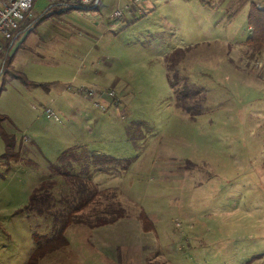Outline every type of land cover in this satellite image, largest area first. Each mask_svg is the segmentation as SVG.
<instances>
[{"label":"rangeland","instance_id":"1","mask_svg":"<svg viewBox=\"0 0 264 264\" xmlns=\"http://www.w3.org/2000/svg\"><path fill=\"white\" fill-rule=\"evenodd\" d=\"M252 1L264 0H98L71 9L35 0L34 18H45L0 55L1 66L16 51L10 68L21 73H0V264H264V52H244ZM186 81L204 99L195 118L175 104L172 83ZM82 84L105 92L96 99L106 110ZM69 150L83 163L68 167L72 174L108 191L73 216L79 183L52 168ZM96 154L132 162L84 170ZM50 179L49 210L26 209ZM112 207L123 209L115 222L92 225L113 217ZM141 211L157 217L151 233ZM67 219L65 244L32 262Z\"/></svg>","mask_w":264,"mask_h":264},{"label":"trees","instance_id":"2","mask_svg":"<svg viewBox=\"0 0 264 264\" xmlns=\"http://www.w3.org/2000/svg\"><path fill=\"white\" fill-rule=\"evenodd\" d=\"M56 5V4H52ZM59 5V4H58ZM90 5H94V8H98V2H93ZM67 6V5H65ZM84 6V5H83ZM68 9L77 7V5H68ZM42 18H45V15L42 17L34 18L32 22H30L28 25L24 27L22 32L30 31L32 28H30V25L32 23L33 26L39 24V22L42 20ZM247 23L248 27H251L253 29L252 35H249V37L245 41V47L244 52L247 54L251 59L258 58V56L264 52V9H260L257 7V2L252 1L250 3L248 17H247ZM25 38V37H24ZM23 42V40L21 41ZM20 42V44H22ZM185 49L179 48L173 53L171 63V67H175L177 63H179L178 56H176L179 53L184 52ZM16 52V51H15ZM15 53L12 56H8L7 54L4 56V60L1 63L0 66V73L9 72L13 77H18L21 75V73L13 70L10 68L12 65V58L14 57ZM180 57V56H179ZM9 67V69H8ZM170 67V68H171ZM169 69V68H168ZM170 80H172V76L168 75ZM174 78L178 80L177 75L173 74ZM174 87V99L175 104L177 107L182 109L183 111L191 114L193 118L196 117L197 114H199L203 107V95L201 93L200 88L195 87V85L189 83L188 81L184 82L182 85L172 83ZM4 117L0 115V119L2 120ZM7 136V133L4 134V137ZM9 138V137H7ZM78 151H65L63 155L60 158V163L62 165L53 164L52 168L60 175H63V177L68 181H72V183L78 184L76 187L77 194L75 195V203L73 204L72 211L69 210L68 212L72 216L78 212L83 211L87 207H89L92 203L97 201V198H99L100 195H107L108 191L101 190L96 186L94 182L87 183L85 181H82L79 179V177L72 174V172L69 170L68 167H71L74 162H81V157L78 158ZM18 156V154H17ZM72 158V159H71ZM65 162L68 164L66 165ZM87 162V161H86ZM132 159L127 158L125 161H121L117 158L111 157L106 154H96L93 155L91 158L89 157L87 165L84 164V170L88 169L89 172L94 173V170L96 172H103L106 171L109 167L108 164H114L115 166L121 165L123 169H127L129 165L131 164ZM82 163V162H81ZM92 163V165H91ZM83 164V163H82ZM92 166V167H90ZM61 167V168H60ZM62 167H65L62 169ZM91 169V170H89ZM78 178V181L75 182V178ZM79 180L81 182H79ZM78 182V183H77ZM56 184V180L50 179L43 181L39 186H37L33 193L30 196L29 204L27 205L26 209L30 210H36L40 213H43L44 211L49 210V207L52 203V197H53V187ZM77 196V197H76ZM109 213H112L113 217H107L104 219H99L97 222L92 223V225L100 226V225H108L110 223H113L117 220L118 216L116 212L122 213L123 209H118L115 207L110 208L107 210ZM101 213V212H97ZM96 213V214H97ZM141 219L143 220V223L145 225V228L147 230L150 229L151 223L144 211H141ZM78 221V220H77ZM70 223V220H64L61 227L58 228V238L57 241H51L43 250L39 249L38 252H34L31 259L32 262H34L38 256H42V254H45L46 252L53 251L60 246L65 244L64 238V231L68 224ZM94 226V227H95ZM32 264V263H31Z\"/></svg>","mask_w":264,"mask_h":264},{"label":"built area","instance_id":"3","mask_svg":"<svg viewBox=\"0 0 264 264\" xmlns=\"http://www.w3.org/2000/svg\"><path fill=\"white\" fill-rule=\"evenodd\" d=\"M51 4H59V5H75L80 2L83 5H90L93 2H97L98 0H49ZM35 0H0V55L3 53H7V47L10 46L9 50L16 49V45L18 44L17 39L19 35L22 33L24 27L28 24V20L30 18H34L33 7ZM257 7L260 9H264V1L257 2ZM131 7L126 5L125 7H120L115 10L114 17L120 18L123 16L124 12L130 10ZM26 24V25H25ZM249 35H252L253 29L248 27ZM12 52V53H13ZM263 62H257V65L261 67ZM81 93H84L86 97L94 98L95 104L101 107L103 110H106V105H103L102 102L96 97H100L101 92L100 88L96 86H88L82 84L78 87ZM108 95L112 98L116 97V93L114 90L109 89L107 91ZM44 113L49 119H57L58 115L51 106L45 107Z\"/></svg>","mask_w":264,"mask_h":264},{"label":"crops","instance_id":"4","mask_svg":"<svg viewBox=\"0 0 264 264\" xmlns=\"http://www.w3.org/2000/svg\"><path fill=\"white\" fill-rule=\"evenodd\" d=\"M26 38V37H25ZM25 38L23 39V41L25 40ZM22 43V42H21ZM20 47V46H19ZM18 47V48H19ZM18 50V49H17ZM16 53V52H15ZM1 56H2V54H1ZM15 56V55H14ZM261 70H264V67L263 68H261ZM146 215H147V217H148V219H149V221H150V223H151V226H150V229L149 230H147V228H145V225H144V223H143V220L141 219V213L139 214V218L142 220V227H143V230L145 231V232H148V233H151L152 231H154L153 229L155 228V225H154V222L153 221H155L156 219H157V217L155 218L153 215H152V217L154 218H150L149 217V215L146 213ZM126 225H121L120 223L118 224V225H116V227L114 228V230H118V231H120V229L122 228V227H125ZM130 226V225H129ZM139 226V225H138ZM118 235V234H117ZM118 237H121V234L120 235H118ZM156 240H157V238L155 237V239L153 240L154 241V243L156 242Z\"/></svg>","mask_w":264,"mask_h":264}]
</instances>
